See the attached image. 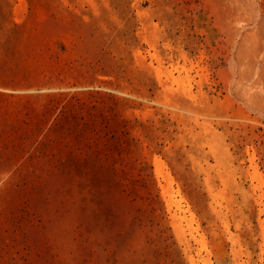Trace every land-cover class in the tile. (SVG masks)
<instances>
[{
  "label": "rangeland",
  "instance_id": "rangeland-1",
  "mask_svg": "<svg viewBox=\"0 0 264 264\" xmlns=\"http://www.w3.org/2000/svg\"><path fill=\"white\" fill-rule=\"evenodd\" d=\"M0 49L85 130L0 115V264H264V0H0Z\"/></svg>",
  "mask_w": 264,
  "mask_h": 264
},
{
  "label": "trees",
  "instance_id": "trees-1",
  "mask_svg": "<svg viewBox=\"0 0 264 264\" xmlns=\"http://www.w3.org/2000/svg\"><path fill=\"white\" fill-rule=\"evenodd\" d=\"M20 28L21 24L13 23L9 32L17 33ZM13 53V49L9 50L8 53L5 52V49H0V115L7 116V119H13L12 125L15 127H12L11 131L19 135L21 139H27L30 135L35 134L34 142H38L40 149L49 146V141H51L49 135L51 133H60L62 138L65 139L67 131L68 133L75 131L80 138L79 140H83L85 130H76L73 123H68L72 108L83 103L80 98L67 100L62 93L15 95V93L5 91L6 89L15 90L20 87L26 89L39 88L43 84V81L28 68V57L13 60L11 59ZM40 96L41 98L38 100ZM10 97H17V101L12 106L8 104ZM56 110H59L58 114L55 113ZM1 130L0 132H2ZM46 152L48 151L44 149L42 154H47ZM110 161L108 167L112 171L115 181L119 183L122 190L130 194L131 190L124 181L126 164L116 160Z\"/></svg>",
  "mask_w": 264,
  "mask_h": 264
}]
</instances>
